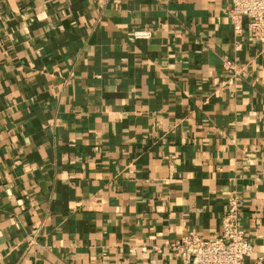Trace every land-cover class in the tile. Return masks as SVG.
Returning a JSON list of instances; mask_svg holds the SVG:
<instances>
[{"label": "crops", "instance_id": "0c3cea01", "mask_svg": "<svg viewBox=\"0 0 264 264\" xmlns=\"http://www.w3.org/2000/svg\"><path fill=\"white\" fill-rule=\"evenodd\" d=\"M229 7L0 0V264H181L233 192L264 256V42Z\"/></svg>", "mask_w": 264, "mask_h": 264}, {"label": "built area", "instance_id": "2783aa9c", "mask_svg": "<svg viewBox=\"0 0 264 264\" xmlns=\"http://www.w3.org/2000/svg\"><path fill=\"white\" fill-rule=\"evenodd\" d=\"M228 15L237 28L242 18H247L251 34L264 42V0H229ZM135 38H149V29L133 31ZM225 70H233L234 64L224 62ZM241 198L233 192L228 198L226 210L221 219L220 234L206 238L198 233H190L165 243V248L175 254L181 264H245L246 256L253 252L240 217ZM254 264H264V256L258 257Z\"/></svg>", "mask_w": 264, "mask_h": 264}]
</instances>
